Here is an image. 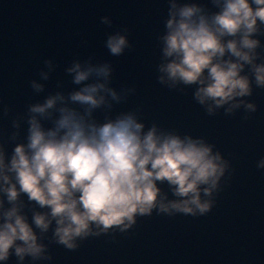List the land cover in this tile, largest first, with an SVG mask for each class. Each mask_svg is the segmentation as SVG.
<instances>
[{
	"label": "clouds",
	"instance_id": "clouds-1",
	"mask_svg": "<svg viewBox=\"0 0 264 264\" xmlns=\"http://www.w3.org/2000/svg\"><path fill=\"white\" fill-rule=\"evenodd\" d=\"M166 4L156 82L185 95L191 89L210 117L243 110L250 120L258 105L249 98L264 90V0ZM100 23L114 21L105 15ZM130 34L127 26L108 33V55L134 50ZM59 68L43 60L29 81L42 99L30 97L23 111L0 99V119L10 121L0 126V264H51L53 245L75 251L90 238L127 234L154 213L198 218L213 210L236 173L216 144L148 123L141 105L116 111L137 87L113 86L112 60L77 54L63 69L71 87L57 79L50 91ZM256 168L264 170V157Z\"/></svg>",
	"mask_w": 264,
	"mask_h": 264
},
{
	"label": "water",
	"instance_id": "water-1",
	"mask_svg": "<svg viewBox=\"0 0 264 264\" xmlns=\"http://www.w3.org/2000/svg\"><path fill=\"white\" fill-rule=\"evenodd\" d=\"M166 12V0H0V99L13 113L23 111L30 97L42 99L33 96L29 81L36 78L44 59L60 64L47 82L54 91L57 79L71 87L63 69L77 54L86 58L95 53L97 59L113 61L114 87H137V94L116 111L141 105L148 123L155 120L206 137L236 169L207 216L154 213L115 239L90 238L75 251L53 245L51 264H264V170L256 168L264 157V90L256 89L249 98L258 111L245 122L243 110L236 116L221 111L210 117L192 99L191 89L185 95L159 85L155 36L163 31ZM105 15L112 17V28L100 23ZM121 26L131 29L135 47L124 56L111 57L104 40ZM9 124L0 119V126ZM8 264H16L15 257Z\"/></svg>",
	"mask_w": 264,
	"mask_h": 264
}]
</instances>
